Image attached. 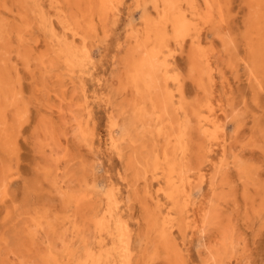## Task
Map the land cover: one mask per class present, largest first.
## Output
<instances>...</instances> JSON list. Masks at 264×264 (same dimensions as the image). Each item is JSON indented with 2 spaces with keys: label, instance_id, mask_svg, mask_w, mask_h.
I'll use <instances>...</instances> for the list:
<instances>
[{
  "label": "bare ground",
  "instance_id": "bare-ground-1",
  "mask_svg": "<svg viewBox=\"0 0 264 264\" xmlns=\"http://www.w3.org/2000/svg\"><path fill=\"white\" fill-rule=\"evenodd\" d=\"M130 6L140 15L116 43L124 49L116 86L105 89L99 77L90 89L91 43L100 32L110 36ZM33 28L42 35L41 51L37 34L28 36ZM60 65L64 76L80 83L81 140L91 149L97 138L121 164L96 190L83 158L65 145L51 163L36 167L29 187L30 194L55 197L59 208L41 203L29 209L26 198L11 190L20 177L11 161L30 116L20 69L62 78L55 74ZM239 68L247 93L240 98L243 110L233 112L231 88L221 95L216 83L226 70ZM262 95L264 0H0V263L236 264L229 230L209 251L204 240L210 228H220L221 208L237 203L231 171L241 183L245 211L264 214L263 170L234 151L245 119L264 135ZM96 105L107 121L102 140ZM228 117L235 123L232 138L225 132ZM38 127L37 153L51 156L60 145L54 127ZM248 142L264 154L254 135Z\"/></svg>",
  "mask_w": 264,
  "mask_h": 264
},
{
  "label": "rangeland",
  "instance_id": "rangeland-1",
  "mask_svg": "<svg viewBox=\"0 0 264 264\" xmlns=\"http://www.w3.org/2000/svg\"><path fill=\"white\" fill-rule=\"evenodd\" d=\"M122 12L119 20L117 21L115 29L110 32V36L105 37L103 36V33L100 32L97 38L94 39L95 41L91 43V50L93 51L92 55H93V64H94L93 72L94 71L95 72L94 73L92 72V77L94 78L93 80H91V83L90 81L88 82V87L90 89H92V87H95L94 82L99 77L103 78L104 80L103 85L105 89L108 88L111 89L110 87L112 86H113L112 89H114L116 86V78H117L116 75L121 72V67H122L119 61L121 56H123L124 54V49L123 50L116 49V43L118 40L124 37L123 36L124 28L127 25L138 23L139 15H140V12L132 8V6H130V9L124 8ZM36 34L39 38L38 48L36 51H41L45 48V45L41 41L42 39L41 33L39 31L37 32V30L33 28L32 32L28 36L31 35L30 37H34ZM107 42L109 45L107 44ZM103 43L105 45H103ZM13 44H16V42H13ZM94 44L96 46V49L94 48L95 47ZM176 58L178 62H182L179 56ZM218 63L222 64L223 61L218 59ZM112 64H114L115 66ZM239 69L240 70L238 71V73L226 70L225 75L220 78L218 77L216 83L217 93L221 95L224 94L227 88L229 87L231 88V91L237 100L233 112L234 111L241 112L243 110V106L242 104H240V98L244 93H247V90L244 86L245 84L244 76L242 75L241 68ZM39 70L40 69L38 68L34 69V73L32 77L26 71L20 69L23 97L24 100H26L29 103L30 116L27 121L28 123L26 122L22 129L23 137H21L20 138L21 140L19 141L20 150L18 149L17 155L15 156V158H13L15 161L13 159L11 161V163L13 162L12 165L14 166V168L17 171H19L20 174V177L14 179L13 180L14 182L12 181V183L14 184H11V190L15 194L16 192H19L17 193L18 197H22L23 195L26 198L27 200L26 204L27 206H29V209L41 203L51 205L58 209L59 202L55 197L40 195L39 196L40 199H38L39 197L37 193L30 194L29 187L33 185V183L37 178L36 167L38 165H41L42 163H47V162L51 163L52 162L51 158L53 157V155L61 153V151L63 150L62 147L67 145L68 149L70 150V153L77 154L79 157L83 158V160L88 166L89 182L91 184H96L95 187L96 190L104 188V185L107 182L106 181L107 176H110L112 173L113 174L111 176H114V172L112 171H115L116 168L119 167L121 163L115 158V156L112 157L108 156L105 150H103L104 148L102 147V143H100L99 142L100 140L98 141L97 138H95L94 140L93 147L96 148V146L98 145L97 146L98 148L100 145L101 147L99 150H95V148L89 149L88 145L81 140L76 127L77 118L80 119L82 116L81 112L77 107V103H79L82 100L81 98L82 96L80 95L79 92L80 83L78 78L75 77L73 79H69L67 76H64L63 75L64 68L61 65L57 66V68L55 69V74L63 75L62 78H56L55 76H48V75L41 76L39 74ZM112 73L114 76L112 75ZM111 76L112 78H110ZM41 78L44 80H42ZM49 80L51 82H49ZM51 83L53 86L51 85ZM190 85L191 84L188 82L186 84V88L191 92L192 86ZM36 87H40V89L36 90ZM262 97H263L262 102H264V95H262ZM94 110L98 111L95 112V116L97 122H100L98 123V126L96 122L95 129L97 128L96 129L97 131L96 130L95 131L96 134L98 135L97 137L101 138L102 140L105 137L106 125H107L105 112L102 110L101 106H97V105L95 106ZM245 120H246V124L244 126V129L241 132H239V135H237L235 139L236 142L234 144V151L237 152L244 161L252 162L258 166L260 165L261 169L263 170V173L261 174L260 178L264 180V154L263 153L261 154V152L257 148H253L248 142L249 137L251 135H254L259 141L264 143V135L262 136V131H259V129H256L251 126L252 123L250 121V118H247ZM43 122L52 123L54 127V132L57 136V139L60 142V145H58L54 149L51 156H45L47 158H45L44 156H40L37 153V149H38L37 139L41 137L40 134L41 132H39L40 130L36 128H39L38 126H40V123ZM260 123L262 124V126H264V117L260 119ZM234 125L235 123L230 117H228L225 120V132L229 137H231L232 135L234 136L235 133ZM63 137H65L66 139ZM238 147L239 149H237ZM40 158H42L41 159L42 161L40 160ZM111 163L112 165H110ZM33 167L35 168L33 169ZM112 168L114 169L112 170ZM230 177L232 180V184L235 185L236 188L237 203H234L233 201H229L225 206L221 208V215L223 217H222V223L220 224V228L219 229L210 228L207 231L204 240L206 244L205 247L209 251L219 246L220 240L222 238L221 236H223L225 233H227L226 231L229 230L228 232L229 233L231 232L230 233L232 234L231 238L233 239L231 253L234 256L231 258V260L233 261L237 260L236 264H264V214L257 216L254 215L252 212L245 211L244 204L241 198L242 186L241 183L238 181L237 174L235 173V171L230 172ZM23 178H25L24 179L25 181L23 180ZM26 181H28V183ZM24 183H26L28 187L26 185L23 186ZM228 190H229L228 187L224 188V192ZM203 191L208 199L212 197L209 189L204 188ZM1 210L3 211V209L0 207V219L3 214ZM1 230H2V224L0 221V231ZM56 243H57L56 245L59 246L57 240ZM43 244H44L43 242H39L38 246H40V248L42 249ZM3 263L8 264L9 260H3ZM14 264H19V263L15 262Z\"/></svg>",
  "mask_w": 264,
  "mask_h": 264
}]
</instances>
